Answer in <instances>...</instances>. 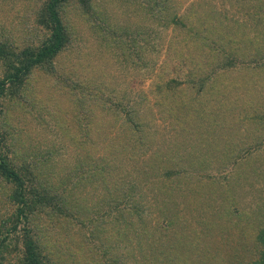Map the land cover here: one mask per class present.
I'll return each instance as SVG.
<instances>
[{
  "label": "trees",
  "instance_id": "16d2710c",
  "mask_svg": "<svg viewBox=\"0 0 264 264\" xmlns=\"http://www.w3.org/2000/svg\"><path fill=\"white\" fill-rule=\"evenodd\" d=\"M22 1L19 37L0 15V264H264V198L239 199L264 174V0L231 15L203 0ZM152 26L170 35L154 75ZM126 67L146 68V92L118 83ZM195 212L208 254L191 261L181 221ZM235 229L241 248L223 240Z\"/></svg>",
  "mask_w": 264,
  "mask_h": 264
},
{
  "label": "rangeland",
  "instance_id": "374dc122",
  "mask_svg": "<svg viewBox=\"0 0 264 264\" xmlns=\"http://www.w3.org/2000/svg\"><path fill=\"white\" fill-rule=\"evenodd\" d=\"M195 1H201V0H179L182 8L189 5L192 2H195ZM203 1L204 2H206V1L213 2L214 5H216V8L220 9L219 11H221V12L227 11L228 15H231L232 13H234L237 8H241L240 5L237 6L233 0H231L230 2H228L227 0L226 1H224V0H203ZM0 5H3V9L0 12V15L2 18L1 19V26L3 27L5 32H7L8 34H11L15 37H19L18 36L19 32L16 31L15 28L19 29V31L26 29V24H25L26 19H24L23 15L25 12L24 9H25V7H27L28 3L26 1L24 2L22 0H19L16 2L9 0V3H7V1H6L5 3L2 2V4H0ZM4 10H5V12H4ZM19 17H21V18H19ZM235 18L240 23L247 22L246 17L242 14L238 13L237 15H235ZM18 22L20 23L19 27H18V25H19ZM138 24H137L135 18H133V17H130L129 21L126 23V25L130 26L129 28L132 29V33L134 31H137V32L141 31L142 32V29L140 26H143V24H141L140 26ZM136 26H139V27L136 28ZM149 29L156 32V37L154 38V36H153L154 39H151V40L149 39V41H148L149 45L153 46L154 51L152 50L151 52L147 53V55L145 57V61H147V66H149L150 65V59H152V58L156 59V62H155L156 65L153 68V75H154L155 73L159 72V66L161 65L163 59L166 57L165 48L168 44V40H169L170 35H169V29L167 31H163L159 28H156L155 26H152ZM134 34L132 35L134 37H136V35H138V34H136V35H134ZM144 71H146V68L138 70V69H134L132 67H126L125 70L120 69V70L114 71V76L117 78V81L120 85H122L124 87L126 86L127 89L132 92V96H136L138 93H140L142 91L146 92L149 85H150V81L152 80L151 76H148ZM168 77H171V75ZM156 125H157L156 128L158 130L157 131L158 134L163 135V133H165V130H163L162 124L158 121ZM30 128H31V132H38L40 134L39 138L35 139L37 141H34V142H37L42 148L51 146V142H53V141H50V135H47L45 133V130H41V128H39L38 126H35V125L33 126V124H30ZM40 131H42V132L40 133ZM54 141H55L54 143L57 145L56 147H59V141H56L55 139H54ZM60 152L63 153L62 151H60ZM59 153H58V155H59ZM74 156H75L74 154H69V153H66L64 155L61 154V157L64 158V159L62 158L63 162L65 163L64 166L67 165V163H69L68 165H72L75 162V159H73ZM260 197L264 198V174H263V176L261 175V177H259V178H257V177L254 179L249 178V180H247L245 182L244 189L240 190V193H239V199L241 201L240 207L241 208L249 207L250 210H255L256 203L259 201ZM178 201H179V199H178ZM259 203H260V201H259ZM180 206H182V204ZM149 212H150V210H149ZM148 217H149V215H148ZM150 218L155 222L159 220L156 213H151ZM184 220L181 221L182 226L184 227V229H182V230L185 232L186 235H188L190 237L187 238V240L184 241L183 243H185V245H187V241L191 242L192 247H190L191 251L189 252V258L191 259V261H193L195 259L200 260L204 255L208 254V251L205 253L204 252L202 253V250H200V249L198 250V249L194 248V241L200 240V237H202V227L199 224L200 219H199L198 213L195 212L193 215L186 213ZM232 221L234 222L235 220L232 219ZM222 224L224 226L229 225L228 223L221 222V225ZM58 231H59V233L57 236L62 237L63 231L61 230V228L58 229ZM237 237H239V234L237 233V229H235V230L231 231L230 236L224 237L223 240L228 239V242H229L228 247L229 248L234 247L235 245L236 246L238 245L237 247L241 248V246H239V244L237 243V240H236ZM246 237H245L246 240L242 239L244 244H246L248 241H250L249 237L248 236H246ZM239 241H241V240H239ZM242 241H241L240 245L243 244ZM210 244H211L210 247L212 248V250H211V253H212L213 251L221 250V248H222L221 246L223 244V241H219V238H216L213 241L211 240ZM202 246L205 248L206 244H203ZM188 248H189V246L187 247V249ZM228 250L229 249H226V251L224 253H227ZM120 253H121V251H120ZM239 253L243 254L245 252L239 251ZM222 255L226 256L224 254H222ZM132 256H134V257H132ZM210 256H211V254H210ZM131 258H132V260H130V258L128 256L126 259V262H124V260H123V263L124 264H135V262L137 261L136 259H138L136 254L131 255ZM225 258H227V256Z\"/></svg>",
  "mask_w": 264,
  "mask_h": 264
}]
</instances>
